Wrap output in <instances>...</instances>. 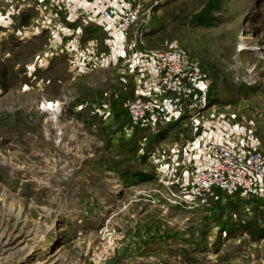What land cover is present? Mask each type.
Masks as SVG:
<instances>
[{
  "label": "rangeland",
  "instance_id": "374dc122",
  "mask_svg": "<svg viewBox=\"0 0 264 264\" xmlns=\"http://www.w3.org/2000/svg\"><path fill=\"white\" fill-rule=\"evenodd\" d=\"M136 1L133 27H163L155 50L196 63L206 104L264 145V0ZM28 50H9L14 74H0V264H264L241 218L256 215L249 195L172 185L173 197L148 155L126 153L125 112L101 123L78 107L117 84L115 67L32 80Z\"/></svg>",
  "mask_w": 264,
  "mask_h": 264
},
{
  "label": "crops",
  "instance_id": "0c3cea01",
  "mask_svg": "<svg viewBox=\"0 0 264 264\" xmlns=\"http://www.w3.org/2000/svg\"><path fill=\"white\" fill-rule=\"evenodd\" d=\"M115 1L118 0H109L108 6ZM96 13L97 9L90 0H0L1 59L10 57L11 52L4 47V44L9 42L12 37L16 38L17 33H24L27 36L25 41L43 39L42 47L32 54V60L29 62L26 73L29 79L33 80L36 77V70L45 69L54 57L60 55L67 58L66 67L73 77L93 70L101 71L115 67L118 76L117 84L104 89L99 95V100L94 103H84L79 105V108L89 104L92 115L102 119L103 122L113 121L115 118L110 95L116 97L125 91V100L137 96L162 100L163 111L158 130L160 127L167 128L179 121L186 114L180 115L177 105L187 106L191 102V91L184 89L174 93L164 92L160 89L147 60V53L152 49H146L143 46V36L142 42H139V28L136 29L132 26L124 33L115 32L112 37L106 29L102 28L103 34L100 39L83 40L82 33L79 37V44L76 41V35H68L69 42L62 38L67 29H72L75 26L82 28L89 16ZM73 18L76 19L75 23L71 21ZM57 47H60L62 52H55ZM139 76L142 77V82L137 84ZM116 87L119 88L116 90ZM208 106L206 104V106L200 107L194 119L200 131L241 150L255 149L264 152V145L259 142L257 136L252 138L250 135H245L244 127L235 125L233 120L226 118L228 112L225 109L219 108V105ZM96 109L100 112H97ZM135 127L137 126L125 127V138L133 134ZM144 130L148 136L143 138L141 145L143 147L151 145L145 154L149 156L151 163L154 162L155 175L158 173V176L170 181L175 177L186 181L196 166L207 161L204 144L192 142L191 133L184 135L183 132H173L172 129L168 131L165 138H155L151 142L150 137L155 136L159 131ZM250 132L251 130H249ZM165 141L169 142L164 143ZM141 151L144 152L143 148ZM173 185L180 186L179 183ZM261 196L264 198V193ZM263 247L261 246V248ZM253 248H257L255 242L248 241L245 244V249L251 251L252 255Z\"/></svg>",
  "mask_w": 264,
  "mask_h": 264
},
{
  "label": "built area",
  "instance_id": "2783aa9c",
  "mask_svg": "<svg viewBox=\"0 0 264 264\" xmlns=\"http://www.w3.org/2000/svg\"><path fill=\"white\" fill-rule=\"evenodd\" d=\"M96 7L97 13L89 16L87 23L107 30L110 36L115 32L124 33L132 27L137 18L139 5L136 0H118L108 6L109 0H90ZM76 19L71 21L75 23ZM2 25H0V28ZM83 27L75 26L63 33V39L69 42L68 35L79 37L83 33ZM143 31H138V40L142 42ZM24 33H17L18 41H25ZM62 52L60 47L55 52ZM67 52V51H65ZM70 55V54H69ZM152 73L158 81V85L164 92L177 93L181 90H198V95L187 106L177 105V111L181 115L185 113L190 121V133L192 142H202L206 150L207 161L196 166L188 175L186 181L175 177L170 181L163 179L166 189L171 195L170 186L179 183L184 189L196 194L208 193L213 189L232 194L239 192L241 196L251 193L261 195L264 193V152L255 149L241 150L238 147L223 143L215 137L200 131L194 119L197 110L206 106L207 83L196 63L187 60L183 55L174 50H150L147 53ZM142 82L138 77L137 84ZM49 102V101H47ZM51 102V101H50ZM58 103L54 101V104ZM162 100L156 98H144L137 96L126 99L123 107L128 113L129 119L134 126L158 131V125L163 111ZM97 111V109H96ZM100 112V111H97Z\"/></svg>",
  "mask_w": 264,
  "mask_h": 264
},
{
  "label": "trees",
  "instance_id": "16d2710c",
  "mask_svg": "<svg viewBox=\"0 0 264 264\" xmlns=\"http://www.w3.org/2000/svg\"><path fill=\"white\" fill-rule=\"evenodd\" d=\"M155 28L144 30L142 33L143 39H144V41H143L144 45L143 46L146 47V49L155 50L157 48L154 46H156L157 44H159L162 41L161 40L162 37H160V35H156L155 31L157 29L161 30L163 27L159 26V27H155ZM83 30H84L83 31V37H82L83 40L91 39V38L100 39V37H102V34H103V29L101 27L95 26L92 23L85 24V26H83ZM42 43H43V39H39L36 41H25V42L21 41L20 42V41L16 40L15 37L14 38L12 37V38H10L9 42H6L4 44V47L8 48L12 52H15V51H13V47L14 48H16V47L22 48L23 47V49H27V50H28V48H31L28 51L31 53H34L35 52L34 50H38L42 47ZM8 44H10V45H8ZM15 55H16V53H11V58H9V60L7 61L8 65L11 64L10 67H6V68L0 67V74L2 75L3 78L6 75H13L14 74L13 66H15V64L17 63L16 62L17 57ZM61 66H65V67L67 66V58L64 57L63 55L54 57L53 60L50 62V64L45 69L36 70L35 75L36 76L38 74L42 75V78H44V80H47V82L49 83V81L51 82L52 80L50 77H45L46 74L49 71L57 69L58 67H61ZM45 78H47V79H45ZM118 88L119 87H116V90ZM192 93H194V94H192ZM191 95H192L191 100H194L196 98V95H198V90L193 89V91H191ZM125 96L126 95H125V91H124L122 95L119 94L116 97H113V95H110V98H111V102H112L111 105H112V110L114 113V118L118 119L119 115L122 114V112H120V110H121V111L125 112V124H127V122L130 119H129L128 113L126 112V110L123 107V102L125 101ZM208 100H209V98H208ZM211 100H213L215 102L216 99H215V97H213ZM208 105H210V104H208ZM86 111L87 110L84 109V112H86ZM92 116L94 117V115H92ZM94 118H96V117H94ZM96 119H98V121H100L101 123H104L102 121V119H100V118H96ZM190 125H191V123L188 120V118H186V116L183 115V117L179 121H177L176 123L172 124V126L169 125L167 128H165V127L161 128L160 127L159 128L160 130H158L159 132L155 136L150 137L151 142L155 138H159V139L165 138V136H167L168 131L169 130L171 131L172 129H173V132H175V131L179 132L180 131V132H183L184 135H188L190 133ZM186 130L188 132H186ZM146 136H148L146 130H144L143 128H140V127H135L133 134L130 137L125 138V139H128L127 141L126 140L125 141L129 143L127 145V148L125 149L126 153L130 149H132V151L134 153L139 154L140 150L143 148L144 154H145V151H147L148 149L151 148V145H147L144 147L141 145L143 138ZM129 145H130V149H129ZM142 159L147 161L146 157L142 158ZM150 166H152V165H150ZM152 169H153V174L155 175L154 166L152 167ZM127 179H128V176L125 175V180H127ZM232 194H236V195L241 196L239 192H235ZM247 202L253 206L254 210H257V211H256V215H253V216L244 215V216H248L247 218L241 217L242 220L244 221L243 223L246 224L244 228H246L247 232L251 235V238H253L254 240L256 238L257 239L264 238V226H262L259 223L257 224L256 221L253 219L254 217L257 216V217H261L262 220L264 221V212H263L264 198L261 195L251 193L247 199Z\"/></svg>",
  "mask_w": 264,
  "mask_h": 264
},
{
  "label": "bare ground",
  "instance_id": "6f19581e",
  "mask_svg": "<svg viewBox=\"0 0 264 264\" xmlns=\"http://www.w3.org/2000/svg\"><path fill=\"white\" fill-rule=\"evenodd\" d=\"M51 102H47V105H49ZM53 104V107L56 106V104L52 103ZM46 105V104H45ZM52 107V105L50 106Z\"/></svg>",
  "mask_w": 264,
  "mask_h": 264
}]
</instances>
